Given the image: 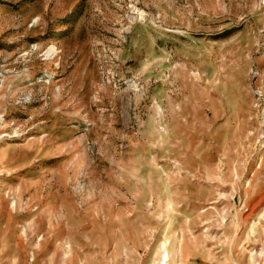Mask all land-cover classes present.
Segmentation results:
<instances>
[{
	"label": "rangeland",
	"instance_id": "374dc122",
	"mask_svg": "<svg viewBox=\"0 0 264 264\" xmlns=\"http://www.w3.org/2000/svg\"><path fill=\"white\" fill-rule=\"evenodd\" d=\"M0 264H264V0H0Z\"/></svg>",
	"mask_w": 264,
	"mask_h": 264
},
{
	"label": "bare ground",
	"instance_id": "6f19581e",
	"mask_svg": "<svg viewBox=\"0 0 264 264\" xmlns=\"http://www.w3.org/2000/svg\"><path fill=\"white\" fill-rule=\"evenodd\" d=\"M167 256H168V255H167V254H165V257H164V259H167Z\"/></svg>",
	"mask_w": 264,
	"mask_h": 264
}]
</instances>
